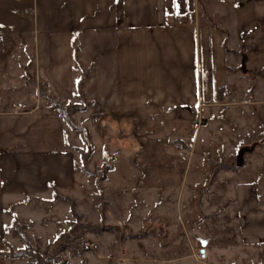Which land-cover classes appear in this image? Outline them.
<instances>
[{"label":"crops","instance_id":"obj_1","mask_svg":"<svg viewBox=\"0 0 264 264\" xmlns=\"http://www.w3.org/2000/svg\"><path fill=\"white\" fill-rule=\"evenodd\" d=\"M200 1L237 7L241 24L264 22L262 0ZM198 2L0 0V251L2 240L23 248L6 231L13 216L29 240L43 249L52 244L70 220L64 199L78 205L76 198L97 186L112 201L113 195L158 197L180 190L186 159L179 148L196 138L200 117L213 113L230 84V50L219 29L199 21ZM74 47L88 74L84 103L74 91L80 76L73 70ZM13 55L25 60L21 68L31 62L33 84L50 101L85 108L73 115L81 130H72L45 99L34 97L24 107L21 98L13 102L2 91L12 82L6 71L18 67ZM258 151L264 154V143L252 155ZM106 164L111 170L102 174ZM248 183L237 182L232 192L234 214L240 236L261 243L251 220L263 215L264 203ZM0 264L24 261L0 257Z\"/></svg>","mask_w":264,"mask_h":264},{"label":"rangeland","instance_id":"obj_2","mask_svg":"<svg viewBox=\"0 0 264 264\" xmlns=\"http://www.w3.org/2000/svg\"><path fill=\"white\" fill-rule=\"evenodd\" d=\"M260 3L264 6V0ZM198 5L199 21L219 29L230 50L226 53L230 84L213 113L200 117L196 138L179 148L186 159L180 190L158 197L113 195L112 201L97 186L90 195L76 198L78 205L71 199L77 218L70 216L64 224L67 230L61 233L68 238L64 243L69 251L63 252L66 264H264V213L251 220L262 242H246L240 236L232 193L237 182H249V188L259 193L264 203V160H252L264 154L252 152L243 168L233 167L240 148L264 143V65L260 66L264 61V22L256 26L239 23L237 7L200 0ZM19 57H11L18 67L14 64L13 70L6 71L12 82L8 80L2 91L5 89L13 102L21 98L24 107H29L34 97V101L45 99L49 108L56 105L41 89L36 90L31 62L21 68L19 63L25 60ZM231 174L236 176L228 180ZM78 206L86 216L77 212ZM109 208L112 219L106 217ZM30 241L34 249L48 252L46 262L62 246L53 249L50 244L43 249L36 240ZM23 261L35 262L33 258Z\"/></svg>","mask_w":264,"mask_h":264},{"label":"trees","instance_id":"obj_3","mask_svg":"<svg viewBox=\"0 0 264 264\" xmlns=\"http://www.w3.org/2000/svg\"><path fill=\"white\" fill-rule=\"evenodd\" d=\"M76 55V48H73V54H72V59L74 62V71L79 72L80 77L78 79H76L75 85H74V91H75V96L76 98H78V100L82 101L84 99L83 94V88L85 85V81L87 80L88 74L87 72L82 69V65L79 62L78 58L75 56ZM225 89L222 90V92ZM54 111H57L58 114L60 115V117L64 120V122H66V124L72 129V130H76L78 132V130H81V128H79L76 123L73 121V116L70 115L73 112H81L83 111L85 108H83L81 105H66V106H59V105H55L51 106V108ZM70 113V114H69ZM84 155V154H82ZM87 155V154H86ZM233 166V165H232ZM231 166V168H233ZM77 169V168H76ZM80 169V168H78ZM111 170L110 166H105L104 170L102 172L107 173V171ZM82 171L84 173L85 169H82ZM88 174V173H86ZM53 200H57V197L55 196ZM65 202H68L69 207H70V214L72 217L77 218V214L75 211V205L74 203L70 200V199H64ZM6 231L9 235L12 236H16L19 237L20 240L23 241L24 246L21 249L17 250H13L9 244L5 241H3V245L5 248V252L4 251H0V257H5L8 259H25V258H33L34 259V263L33 264H66L67 260L65 259V257L63 256V252H65V250L69 251V246L64 243L68 238L66 234H61L59 236H57L56 238H54L55 240L52 242L51 247L54 249V247H57L58 245H62L59 250L57 251V255H55L53 258H51L49 261L46 262L47 259V251L43 250V252H39V250L34 249L33 246L31 245V241L29 240V237L26 235V233L24 232L25 227H23V225H21L19 223V220L13 216L10 224L6 227ZM48 250V249H47ZM71 252V251H70Z\"/></svg>","mask_w":264,"mask_h":264},{"label":"water","instance_id":"obj_4","mask_svg":"<svg viewBox=\"0 0 264 264\" xmlns=\"http://www.w3.org/2000/svg\"><path fill=\"white\" fill-rule=\"evenodd\" d=\"M256 147H257V144L254 143L251 146H245V147L240 148L238 152H236L234 167L236 169L243 168L244 167L243 165H245V157L247 155L252 154V152L255 151Z\"/></svg>","mask_w":264,"mask_h":264},{"label":"built area","instance_id":"obj_5","mask_svg":"<svg viewBox=\"0 0 264 264\" xmlns=\"http://www.w3.org/2000/svg\"><path fill=\"white\" fill-rule=\"evenodd\" d=\"M178 24L180 25L181 24V22H178ZM176 148H178L177 146H176ZM198 256V258L200 257V254L199 255H197Z\"/></svg>","mask_w":264,"mask_h":264}]
</instances>
